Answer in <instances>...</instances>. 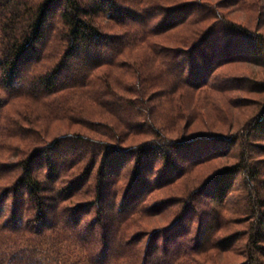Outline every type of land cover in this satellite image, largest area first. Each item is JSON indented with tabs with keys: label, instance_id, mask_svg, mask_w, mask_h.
<instances>
[{
	"label": "trees",
	"instance_id": "16d2710c",
	"mask_svg": "<svg viewBox=\"0 0 264 264\" xmlns=\"http://www.w3.org/2000/svg\"><path fill=\"white\" fill-rule=\"evenodd\" d=\"M225 1L230 0H218V5ZM206 20L211 21L198 26ZM259 27L231 20L196 0L174 6L162 0H0V90L5 97H0V138L1 121L7 119L4 106L21 95L57 102L61 109L55 111L63 119L104 137L59 134L16 162L0 165V177L17 171L0 184V264H178L187 257L191 216L199 203L208 198L209 205L220 206L231 191L227 182L212 189L222 177L246 173L244 184L254 181L258 188L243 138H264V104L243 124L242 138H170L159 118L166 110L176 117L175 107L183 100L187 111L217 101L238 107L240 97L227 92H264V80L214 76L216 69L234 62L264 66ZM204 88L213 92L182 98ZM132 135L149 137L122 146ZM236 143L243 145L240 160L187 196V226L130 232L150 191ZM128 175L135 182L117 204V183ZM77 195L87 198L73 203ZM257 197L248 204L245 264H264V198ZM200 223L196 235L205 231Z\"/></svg>",
	"mask_w": 264,
	"mask_h": 264
},
{
	"label": "rangeland",
	"instance_id": "374dc122",
	"mask_svg": "<svg viewBox=\"0 0 264 264\" xmlns=\"http://www.w3.org/2000/svg\"><path fill=\"white\" fill-rule=\"evenodd\" d=\"M185 1L191 0H162L165 5L170 6ZM196 1L207 2L227 18L247 24L251 28L260 26V31L264 32V0H238V2L233 4H231L232 1L230 0L225 1L222 6L218 5V0ZM259 11H261V17L258 18ZM99 21L110 25L103 18H100ZM210 21L206 20L198 23V26L204 27ZM214 76L217 79L221 76L222 78L253 77L257 80H264V66L246 61L234 62L216 69ZM207 91L213 92V90L204 88L194 95L191 94L188 97L183 95L182 98L191 100L200 94V96L203 93L206 94ZM226 94L240 97L242 106L233 107L223 101H217L216 106L205 104L202 109L197 107L187 111L183 108L185 100H183V104L175 103L177 104V107H175L176 117H173V114L166 110L163 116L159 118L161 122L166 123L167 127H169L168 130H164L166 135L170 138H177L180 136H200L202 134L220 136L238 134L242 138V133L245 130L244 123L256 117L263 107L264 92L231 91ZM3 95L0 90V97L5 98ZM243 97H247L251 101H247L248 99ZM234 101L237 102V100ZM59 109H61V106L57 102L52 103L50 99L45 98L32 99L21 95L8 100L4 106L7 119L1 121L5 129L3 130L4 134L0 138V165L16 162L24 153L26 154L34 147L41 145L42 141L51 140L59 134L80 132L104 138L86 127L63 119L62 115L55 111ZM50 111L53 114H50ZM56 113H58V116H56L58 119H53ZM187 121H190L189 125ZM148 137L132 135L122 142V146L143 141ZM243 141L247 145L246 148L249 151L247 159L251 162L252 168L254 167L255 169L256 181L260 192H258V188H254V181L249 186L244 184V180L247 177L246 173L236 172L222 177L219 185H215L212 189L215 187L220 188L227 182L231 186V191L227 193V197H225L223 204L220 206L209 205L207 203L208 198L199 203L201 204L199 211L194 216H191L194 221L190 223L191 229L188 236L189 241H187V245L192 248V252L187 257L178 259V264H245L246 248L244 245L246 235L244 231L250 220L248 210H252L248 204L255 201L258 198L257 196L264 198V148L255 146L253 142L264 146V138H259L256 141L253 139L249 141L243 138ZM242 148L243 145L239 147L237 143L233 144L223 155H218L208 161L197 164L189 169L185 176L177 178L168 185H163L150 191L140 204L143 211L135 213L134 223L131 225L130 232L139 230L148 233L156 229H165L176 225L180 228H178L179 230H182L179 225L182 224L183 228L188 225V221L183 218L185 215L183 207L187 203V196L194 188L212 182L211 178L217 173L233 166L240 160ZM13 174H17V171L2 175L0 184L7 183L9 176ZM134 182L135 177L132 175L130 177L128 175L124 180L121 178L118 181L117 204L127 188ZM85 198H87L85 195H77L72 202L86 200ZM200 222L205 225V231H202V233L198 232V235H196V229L201 227ZM146 239L147 235L143 237L141 244H138L141 248H144ZM227 244H230V246L227 248L222 247ZM159 259L161 260L162 257H159Z\"/></svg>",
	"mask_w": 264,
	"mask_h": 264
}]
</instances>
